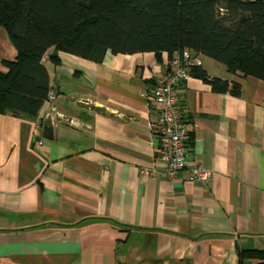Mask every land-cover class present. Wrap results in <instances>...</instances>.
<instances>
[{"label":"crops","instance_id":"1","mask_svg":"<svg viewBox=\"0 0 264 264\" xmlns=\"http://www.w3.org/2000/svg\"><path fill=\"white\" fill-rule=\"evenodd\" d=\"M15 56L0 26V71ZM59 56L43 59L54 100L36 118L0 114V264H264V81L246 77L238 95L182 83L187 167L167 177L148 94L168 56ZM197 164L206 184L189 180Z\"/></svg>","mask_w":264,"mask_h":264},{"label":"trees","instance_id":"2","mask_svg":"<svg viewBox=\"0 0 264 264\" xmlns=\"http://www.w3.org/2000/svg\"><path fill=\"white\" fill-rule=\"evenodd\" d=\"M0 26L16 49L0 71V114L14 117L36 118L53 91L43 57L57 65L60 52L98 62L108 51L160 60L190 49L230 73L232 84L190 69L214 92L264 81V0H0Z\"/></svg>","mask_w":264,"mask_h":264},{"label":"built area","instance_id":"3","mask_svg":"<svg viewBox=\"0 0 264 264\" xmlns=\"http://www.w3.org/2000/svg\"><path fill=\"white\" fill-rule=\"evenodd\" d=\"M252 1V0H250ZM193 50L183 49L175 52L167 59L154 77L148 98L158 106V112L154 122L151 123V130L155 138L156 152L154 159L162 164V174L167 177H174L180 170L187 167V138L182 126L178 110L177 88L192 76L190 69L200 66L198 56L192 53ZM45 56L43 57V59ZM54 100L51 93L45 101L49 104ZM37 128H41L38 122ZM37 144L42 139L36 140ZM160 172V173H161ZM154 171L143 170L142 175L147 176ZM157 174V173H156ZM189 180L206 184L212 177L211 172L200 165L189 167Z\"/></svg>","mask_w":264,"mask_h":264},{"label":"water","instance_id":"4","mask_svg":"<svg viewBox=\"0 0 264 264\" xmlns=\"http://www.w3.org/2000/svg\"><path fill=\"white\" fill-rule=\"evenodd\" d=\"M52 128H53V126L52 125H49V126H47V125H45L44 127H43V133H42V136L44 137V138H47V139H52Z\"/></svg>","mask_w":264,"mask_h":264},{"label":"rangeland","instance_id":"5","mask_svg":"<svg viewBox=\"0 0 264 264\" xmlns=\"http://www.w3.org/2000/svg\"><path fill=\"white\" fill-rule=\"evenodd\" d=\"M206 58H208V59L212 60V59H211V58H209V57H206Z\"/></svg>","mask_w":264,"mask_h":264}]
</instances>
